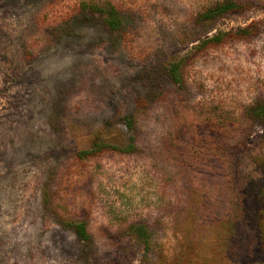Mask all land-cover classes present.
Here are the masks:
<instances>
[{
  "label": "rangeland",
  "instance_id": "obj_1",
  "mask_svg": "<svg viewBox=\"0 0 264 264\" xmlns=\"http://www.w3.org/2000/svg\"><path fill=\"white\" fill-rule=\"evenodd\" d=\"M222 1L0 0V264H264V0Z\"/></svg>",
  "mask_w": 264,
  "mask_h": 264
},
{
  "label": "trees",
  "instance_id": "obj_2",
  "mask_svg": "<svg viewBox=\"0 0 264 264\" xmlns=\"http://www.w3.org/2000/svg\"><path fill=\"white\" fill-rule=\"evenodd\" d=\"M235 8H237V4L233 0H224L222 2L215 4L214 6L209 7V9H206L202 13V15H204L206 17H213L216 15H222V14H224L228 11H231ZM104 11H105V15H106L105 16V22L108 25V27H110L113 30L118 29L122 25V19L119 15L118 10L114 6L110 5V7L105 9ZM230 36H231V33H228V32L214 33L211 36H207L203 39H200L198 44L195 46V49L197 51H204L206 49L216 47V46L222 44L223 42H225L228 39V37H230ZM241 37H243V36H241ZM169 74L175 82H177V83L182 82L183 74L180 71L177 64H173L169 67ZM219 126L225 127L222 125H219ZM222 129H224V128H222ZM209 141H211V140H209ZM211 143H213V141H211ZM105 148L115 149V150H124V151H126V149H127L125 147H120V146L114 145L112 143L96 144L91 149L84 150L83 154H87V155L96 154V153H99L100 151L104 150ZM73 225H75L76 231L82 240L88 241L90 239V234L87 230L86 223L77 222V223H74ZM134 229L138 233V237L140 239H143L144 242L146 243V246L148 247V245L150 244V236L147 233L148 231L146 230V228H144L141 225L138 228H135V226H134Z\"/></svg>",
  "mask_w": 264,
  "mask_h": 264
}]
</instances>
